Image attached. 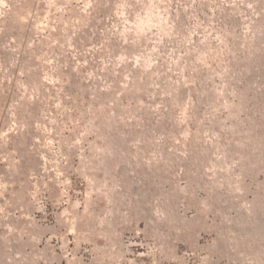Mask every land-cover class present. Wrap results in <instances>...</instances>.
Returning <instances> with one entry per match:
<instances>
[{"label": "rangeland", "instance_id": "1", "mask_svg": "<svg viewBox=\"0 0 264 264\" xmlns=\"http://www.w3.org/2000/svg\"><path fill=\"white\" fill-rule=\"evenodd\" d=\"M0 264H264V0H0Z\"/></svg>", "mask_w": 264, "mask_h": 264}, {"label": "snow or ice", "instance_id": "2", "mask_svg": "<svg viewBox=\"0 0 264 264\" xmlns=\"http://www.w3.org/2000/svg\"><path fill=\"white\" fill-rule=\"evenodd\" d=\"M70 183H71V182H70V181H67V180H65V181L63 182L65 188H66L67 190H69V191H70ZM51 195H52L53 199H55V198H57V197H60L61 200H63V196H61L60 190H59L58 188H56V187H53V189H52V191H51ZM65 195H66V192H65Z\"/></svg>", "mask_w": 264, "mask_h": 264}]
</instances>
